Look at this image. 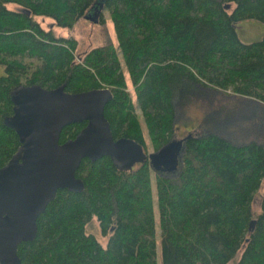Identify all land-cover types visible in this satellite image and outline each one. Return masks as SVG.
<instances>
[{"label":"trees","instance_id":"16d2710c","mask_svg":"<svg viewBox=\"0 0 264 264\" xmlns=\"http://www.w3.org/2000/svg\"><path fill=\"white\" fill-rule=\"evenodd\" d=\"M102 5L118 46L83 57L76 39L37 20L73 29ZM248 19L264 23V0H0V167L20 146L5 124L19 85L110 88L105 116L114 137L137 141L146 154L149 146L159 153L173 145L185 86L218 89L260 108L254 137L239 143L218 130L187 135L176 164L146 158L120 169L108 156L84 158L76 171L83 191L58 190L38 217L36 238L18 246L23 264H158L157 220L163 264H229L240 250L234 264H264V192L258 211L253 207L264 179V37L240 39L239 24ZM86 124L66 126L60 142ZM93 216L103 235L112 231L107 246L87 231Z\"/></svg>","mask_w":264,"mask_h":264},{"label":"water","instance_id":"95a60500","mask_svg":"<svg viewBox=\"0 0 264 264\" xmlns=\"http://www.w3.org/2000/svg\"><path fill=\"white\" fill-rule=\"evenodd\" d=\"M98 12L95 7L85 17L97 22ZM11 97L13 114L5 124L18 134L20 146L0 167V264H23L18 246L36 238L38 217L59 189L83 191L84 181L76 171L84 158L97 161L108 156L118 168L130 169L146 158L155 163L170 157L176 164L185 149L184 138L175 140L167 153L148 154L133 139H116L105 116V106L113 98L107 87L67 92L65 86L19 85ZM84 121L87 124L74 138L60 142L66 126Z\"/></svg>","mask_w":264,"mask_h":264},{"label":"rangeland","instance_id":"374dc122","mask_svg":"<svg viewBox=\"0 0 264 264\" xmlns=\"http://www.w3.org/2000/svg\"><path fill=\"white\" fill-rule=\"evenodd\" d=\"M8 7L15 11H22V7L15 3H9ZM94 11L95 8L91 9L89 13ZM100 12L103 21L94 22L87 17H82L73 29L57 25L56 21L50 17L38 16L37 20L44 28L53 29L56 35L76 39L77 48L75 53L77 57H83L92 48L98 46L108 43L118 46V35L108 7L102 5ZM238 33L240 39L245 43L258 41L264 37V23L255 19L244 20L239 24ZM4 73V66L0 65V76L4 75ZM179 98L180 101L176 113L175 140L183 139L188 134L202 135L210 130H218L233 141L243 143L250 136L254 137V132L258 130L256 114L259 113L260 108L252 106L250 102L237 100L223 91L194 84L193 88L185 86ZM137 112L140 113L139 108H137ZM148 153H155L152 146L148 147ZM152 188L156 199L154 177H152ZM263 192L264 179L258 193L254 195L253 207L257 211L260 208ZM155 207H157L156 200ZM87 231L94 234L103 246H107L112 233V231H109L107 235H103L95 216L87 224ZM240 255L241 250L229 264H234ZM157 259L158 264H163L158 220Z\"/></svg>","mask_w":264,"mask_h":264},{"label":"flooded vegetation","instance_id":"af4514ba","mask_svg":"<svg viewBox=\"0 0 264 264\" xmlns=\"http://www.w3.org/2000/svg\"><path fill=\"white\" fill-rule=\"evenodd\" d=\"M168 158H169V157H167L166 160H169ZM166 160H163L162 162L168 163V161H166ZM155 162L157 163V160H156ZM159 162H160V160L158 161V163H159Z\"/></svg>","mask_w":264,"mask_h":264}]
</instances>
